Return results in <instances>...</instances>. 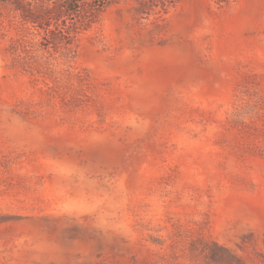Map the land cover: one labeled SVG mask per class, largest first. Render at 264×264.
Instances as JSON below:
<instances>
[{
  "label": "rangeland",
  "instance_id": "1",
  "mask_svg": "<svg viewBox=\"0 0 264 264\" xmlns=\"http://www.w3.org/2000/svg\"><path fill=\"white\" fill-rule=\"evenodd\" d=\"M0 264H264V0H0Z\"/></svg>",
  "mask_w": 264,
  "mask_h": 264
}]
</instances>
